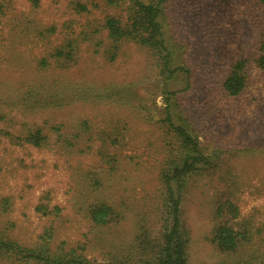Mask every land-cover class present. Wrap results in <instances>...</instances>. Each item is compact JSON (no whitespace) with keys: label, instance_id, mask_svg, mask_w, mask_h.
<instances>
[{"label":"rangeland","instance_id":"rangeland-1","mask_svg":"<svg viewBox=\"0 0 264 264\" xmlns=\"http://www.w3.org/2000/svg\"><path fill=\"white\" fill-rule=\"evenodd\" d=\"M158 1L0 0V237L140 264L128 260L135 236L162 233L160 177L181 148L170 118L204 158L179 190L188 264H264V0H161L178 70L167 86L165 57L103 29ZM239 61L245 85L230 97L222 85ZM95 201L120 220L93 229ZM219 225L239 234L235 251L212 244Z\"/></svg>","mask_w":264,"mask_h":264},{"label":"trees","instance_id":"trees-1","mask_svg":"<svg viewBox=\"0 0 264 264\" xmlns=\"http://www.w3.org/2000/svg\"><path fill=\"white\" fill-rule=\"evenodd\" d=\"M160 3H162L161 0L155 4L135 3L136 13L129 17L125 25L114 18H106L103 29L111 43L132 40L144 47L155 49L158 56L165 57L163 71L166 73L165 86H167L171 78L176 80L178 70H169L171 57L169 51L166 50L167 46L159 20L162 13ZM84 9L80 6L81 11ZM244 65V61L234 64L230 74L223 82L222 90L230 97L238 96L244 88L246 80ZM258 65L264 68V57L260 59ZM169 120L170 118H166L170 129H173L179 137L181 148L178 157L167 164V174L160 177V184L164 186L166 191L162 200V233L153 240L149 239V234L145 230L135 236L133 250L136 251V254L128 260L139 259L141 260L140 264H188L186 253L188 236L181 220L179 190L184 183V176L195 172L199 160L204 158L201 157L195 139L187 133L185 128L174 127ZM37 135L36 133L35 136L28 137L26 142L34 147L38 146L41 139ZM99 186L100 184L97 182L96 187ZM223 208H218V216H220ZM228 208H230L229 205ZM54 209L56 212L58 211L57 208ZM235 211L233 209L230 212ZM85 214L93 229L107 227L120 220V214L103 201H95L87 208ZM231 217L235 219L236 216ZM238 238L239 234H236L231 228L219 225L213 232L211 241L220 251L233 252L238 246ZM148 255H150V260H143ZM0 259L18 264H94L86 260L82 254H78L77 250H71L65 254L57 253L52 252L47 244L28 249L2 237H0ZM123 262L124 260L121 261L120 255H118L112 264H123Z\"/></svg>","mask_w":264,"mask_h":264}]
</instances>
